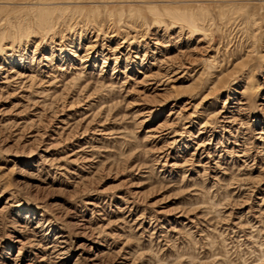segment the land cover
I'll list each match as a JSON object with an SVG mask.
<instances>
[{
  "label": "rangeland",
  "instance_id": "1",
  "mask_svg": "<svg viewBox=\"0 0 264 264\" xmlns=\"http://www.w3.org/2000/svg\"><path fill=\"white\" fill-rule=\"evenodd\" d=\"M0 264H264V0H0Z\"/></svg>",
  "mask_w": 264,
  "mask_h": 264
},
{
  "label": "bare ground",
  "instance_id": "2",
  "mask_svg": "<svg viewBox=\"0 0 264 264\" xmlns=\"http://www.w3.org/2000/svg\"><path fill=\"white\" fill-rule=\"evenodd\" d=\"M47 1V0H46ZM34 2H36V1H34ZM33 3V2H32ZM48 3V2H47ZM56 3V2H55ZM57 3H59V2H57ZM67 3V2H66ZM65 3V4H66ZM69 3V2H68ZM29 4H31V3H29ZM43 4V3H42ZM45 4V3H44ZM53 4V3H52ZM41 5V4H40ZM50 5V4H49ZM37 6V5H36ZM44 6V5H43ZM66 6V5H65ZM64 8V7H63ZM39 9V8H38ZM50 10V9H49ZM37 11V10H36ZM41 12H40V14L42 15V17L44 16H46L47 17V14H48V11L47 10H40ZM50 18V17H49ZM43 19V18H42ZM46 21V20H45Z\"/></svg>",
  "mask_w": 264,
  "mask_h": 264
}]
</instances>
